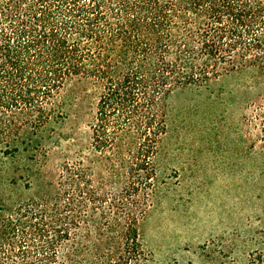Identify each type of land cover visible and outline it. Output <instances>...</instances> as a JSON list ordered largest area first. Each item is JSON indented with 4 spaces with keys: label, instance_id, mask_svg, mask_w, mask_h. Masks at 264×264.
I'll return each mask as SVG.
<instances>
[{
    "label": "trees",
    "instance_id": "obj_1",
    "mask_svg": "<svg viewBox=\"0 0 264 264\" xmlns=\"http://www.w3.org/2000/svg\"><path fill=\"white\" fill-rule=\"evenodd\" d=\"M248 68L264 71V0H0V166L45 149L68 86L95 97L89 152L52 192L0 195V257L139 264L167 98Z\"/></svg>",
    "mask_w": 264,
    "mask_h": 264
},
{
    "label": "rangeland",
    "instance_id": "obj_2",
    "mask_svg": "<svg viewBox=\"0 0 264 264\" xmlns=\"http://www.w3.org/2000/svg\"><path fill=\"white\" fill-rule=\"evenodd\" d=\"M58 102L65 119L36 159L0 166L2 197L39 199L52 192L60 167L88 154L91 85L74 82ZM165 111L158 190L138 223L139 264H264V71L176 90ZM11 260L6 253L0 264Z\"/></svg>",
    "mask_w": 264,
    "mask_h": 264
}]
</instances>
